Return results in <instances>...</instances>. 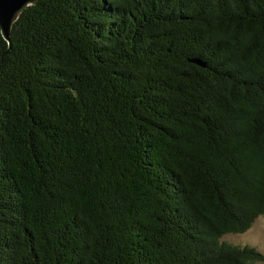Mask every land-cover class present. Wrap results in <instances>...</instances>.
<instances>
[{"label": "trees", "instance_id": "obj_1", "mask_svg": "<svg viewBox=\"0 0 264 264\" xmlns=\"http://www.w3.org/2000/svg\"><path fill=\"white\" fill-rule=\"evenodd\" d=\"M264 0H38L0 33V264H255Z\"/></svg>", "mask_w": 264, "mask_h": 264}, {"label": "water", "instance_id": "obj_2", "mask_svg": "<svg viewBox=\"0 0 264 264\" xmlns=\"http://www.w3.org/2000/svg\"><path fill=\"white\" fill-rule=\"evenodd\" d=\"M38 0H0V33L10 47V31L19 15Z\"/></svg>", "mask_w": 264, "mask_h": 264}, {"label": "rangeland", "instance_id": "obj_3", "mask_svg": "<svg viewBox=\"0 0 264 264\" xmlns=\"http://www.w3.org/2000/svg\"><path fill=\"white\" fill-rule=\"evenodd\" d=\"M224 239L232 244L236 245H252L255 246L264 256V218L258 217L251 228L240 235H227ZM255 264H264V262H258Z\"/></svg>", "mask_w": 264, "mask_h": 264}]
</instances>
